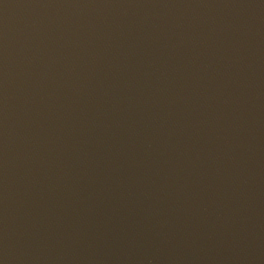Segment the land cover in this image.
Returning a JSON list of instances; mask_svg holds the SVG:
<instances>
[{"label":"water","instance_id":"obj_1","mask_svg":"<svg viewBox=\"0 0 264 264\" xmlns=\"http://www.w3.org/2000/svg\"><path fill=\"white\" fill-rule=\"evenodd\" d=\"M0 264H264V0H0Z\"/></svg>","mask_w":264,"mask_h":264}]
</instances>
